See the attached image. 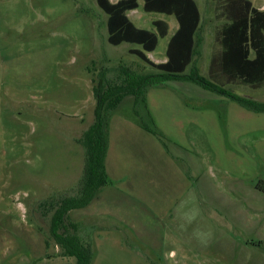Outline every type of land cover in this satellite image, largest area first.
<instances>
[{
    "label": "rangeland",
    "instance_id": "obj_1",
    "mask_svg": "<svg viewBox=\"0 0 264 264\" xmlns=\"http://www.w3.org/2000/svg\"><path fill=\"white\" fill-rule=\"evenodd\" d=\"M195 2L201 25L192 67L207 78L220 21L212 0ZM251 3L264 10V0ZM127 17L145 30L155 20L168 24L146 54L164 62L174 17L144 13L141 1ZM105 22L95 0H0L1 264L75 263L58 257L52 241L46 248L48 217L36 208L75 193L84 166L77 141L93 122L91 79L120 63L142 72L129 54L140 47L109 45ZM227 88L264 103V87ZM225 101L185 82L149 89L162 142L133 122L129 101L112 113L109 174L117 178L107 188L115 193L101 214L86 207L69 214L82 220L92 264H264V193L256 190L264 114Z\"/></svg>",
    "mask_w": 264,
    "mask_h": 264
},
{
    "label": "trees",
    "instance_id": "obj_2",
    "mask_svg": "<svg viewBox=\"0 0 264 264\" xmlns=\"http://www.w3.org/2000/svg\"><path fill=\"white\" fill-rule=\"evenodd\" d=\"M139 1L144 13L172 16L178 25L167 42L163 63L151 62L146 54L156 49L159 39L167 37L168 24L155 20L151 23V30L137 28L127 14L139 8ZM95 2L106 15L107 43L114 47L123 43L140 47L129 50V54L142 63L136 66L142 72L120 63L111 69H101L96 79H91L93 122L77 141L83 149L84 166L75 193L50 197L40 201L36 208L42 218L48 217L46 248L49 240L52 241L59 249L58 257L73 258L74 264H92L93 251L80 237L79 224L72 222L69 214L89 206L103 189L112 184L106 173L105 158L110 117L120 105L129 101L133 122L160 142L164 136L155 127L147 93L149 89L162 87L168 82L190 83L246 111L264 114V103L239 96L227 88L230 85L253 90L264 87V10L254 8L251 0H212L214 18L220 23L215 31L218 50L210 55L207 78L192 67L201 25V13L195 0ZM256 190L264 193V180L258 181Z\"/></svg>",
    "mask_w": 264,
    "mask_h": 264
},
{
    "label": "crops",
    "instance_id": "obj_3",
    "mask_svg": "<svg viewBox=\"0 0 264 264\" xmlns=\"http://www.w3.org/2000/svg\"><path fill=\"white\" fill-rule=\"evenodd\" d=\"M117 1V0H116ZM115 1V2H116ZM112 2V1H111ZM114 3V2H113ZM199 9V8H198ZM259 10V9H258ZM177 27H178V25L176 26V28H175V30H174V33H175V31L177 30ZM173 33V34H174ZM172 34V35H173ZM171 35V36H172ZM170 36V37H171ZM165 61H166V59H165ZM164 61V62H165ZM163 63V62H162ZM111 145H112V143H110V141H109V143H108V150H107V155H106V158H105V169H106V173H107V175H108V177H111V179L112 180H114V178H117V176H110V174H111V172H110V170H109V152H110V149H111ZM109 172H110V174H109ZM116 181V184H118V183H120V182H118L117 180H115ZM120 185V184H119ZM119 188H121L120 186H118ZM112 189V188H111ZM111 189L110 188H105L103 191H101L98 195H97V197L90 203V205L89 206H87L86 208H91V209H93V211L94 212H97V214H101L100 213V211H101V202L103 201V199L104 198H106V196H108L109 194H114L115 192L113 191H111ZM76 211H78V210H76ZM75 210L73 211V213L74 212H76ZM113 219V218H112ZM80 221H82V220H80ZM77 222L78 224H80L81 222ZM76 223V222H75ZM1 258H3L2 257V254H1V249H0V264H1ZM2 264H3V261H2Z\"/></svg>",
    "mask_w": 264,
    "mask_h": 264
}]
</instances>
